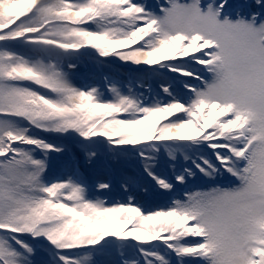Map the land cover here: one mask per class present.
I'll return each mask as SVG.
<instances>
[{
	"label": "snow or ice",
	"instance_id": "1",
	"mask_svg": "<svg viewBox=\"0 0 264 264\" xmlns=\"http://www.w3.org/2000/svg\"><path fill=\"white\" fill-rule=\"evenodd\" d=\"M86 56L198 83L179 81L186 98L164 83L151 103L140 80L78 87ZM39 133L88 160L138 156L181 194L145 212L89 196L78 169L49 180L67 149ZM38 250L44 264H264V0H0V264Z\"/></svg>",
	"mask_w": 264,
	"mask_h": 264
},
{
	"label": "bare ground",
	"instance_id": "2",
	"mask_svg": "<svg viewBox=\"0 0 264 264\" xmlns=\"http://www.w3.org/2000/svg\"><path fill=\"white\" fill-rule=\"evenodd\" d=\"M84 58L98 61L99 67L102 68L101 71H113V73L115 72V76L120 74L122 79L126 77L129 78V76L133 77L134 81H137L136 79H139L140 81L146 83V85L150 89L160 90V86L162 84L171 82L173 83V87L176 90V94L184 96V98H186V90L183 88V85L179 83V81L188 80L193 85L197 84V81L187 77H178L176 81H173L172 77L175 74L166 71H162L155 75H149L144 71L147 66L142 65L137 67L130 64H125L115 57L100 58L96 56H86ZM84 70L85 66L77 64V67L72 71L73 83L78 87L81 81L78 76L85 74L86 71ZM163 96L164 100H166L167 97L165 95ZM73 154L74 153H70V151H66L64 152V155H56V158H54L56 161L54 163L49 162L46 176H57L59 177V179H63L67 177L69 172L78 169L81 178L89 186H95L98 183L105 182L109 183L115 189L116 186L114 185H119L121 183L124 184L127 180V185L130 188L129 190L133 192V195L136 194L139 187H145L146 184L150 181V178L142 173L141 167L137 163L138 159H133L132 162H129L128 158L116 159L110 154V163L104 165V162H101L99 164H92L89 160L84 161L79 156H72ZM157 171L163 176L172 174V168L170 167V165H163L161 162ZM146 207L152 210L155 208L153 205H147ZM35 259L37 264H44V261L39 263L40 261H38V257H35ZM43 259L45 258L43 257Z\"/></svg>",
	"mask_w": 264,
	"mask_h": 264
},
{
	"label": "rangeland",
	"instance_id": "3",
	"mask_svg": "<svg viewBox=\"0 0 264 264\" xmlns=\"http://www.w3.org/2000/svg\"><path fill=\"white\" fill-rule=\"evenodd\" d=\"M142 2L146 3L149 8H155V5L158 2H163V0H142ZM230 3L233 5L243 6L245 4H250L251 0L250 1H248V0H231ZM77 64H80L81 66H85L84 71H86L85 74L78 76V78L81 79V81L79 83V87H84L86 85H95L97 87H100L101 89H104L106 87V79L114 80L119 85H122L125 88H127L128 86H132V85H134V83L137 82V81H134L133 77H130V76H129L128 82L120 81L116 78L115 72L113 73V71H108V70L101 71L102 68L99 67V62L96 60L93 61L91 59L83 57L82 60L77 61ZM197 67H199V66H197ZM136 80H139V79H136ZM196 83H198V82H196ZM144 84H145L146 89L149 88L146 85V83H144ZM149 95H152V96L158 95L161 99H164V96H163L164 93L158 89H150V91H147V90L145 91L144 99L146 102L151 103V101L148 99ZM104 98L108 99L109 97H108V95H105ZM39 135L44 136L50 142L65 146L67 151H70V153L71 152L74 153L72 156H79L84 161L88 160L86 158L85 153L83 151H81V149L77 146V144L75 143L74 140L69 139V138H64V137H56L55 135H48V134H44V133H39ZM99 139H103V138H99ZM143 146L144 145L141 144V145H138L136 147H143ZM122 147L129 149V151H131V149H132V146H122ZM56 155H64V153H62V154L51 153L50 154L51 158L49 160L50 163H54L56 161L54 159V158H56ZM123 158H128L129 162H132L133 159L134 160L139 159L138 156H132V155H126V156L122 157V159ZM109 160H110V153L102 151L97 155L96 158L89 160V161L92 164H99L101 162H104V165H105V164L110 163ZM160 162L163 165H169L164 157H161ZM177 170H179L178 166H177ZM166 177H169V176L167 175ZM58 178L59 177H57V176H54V177L47 176V179H49V180H56ZM86 185H87V183H86ZM97 185H95V186L87 185L89 196H91L93 198H102L105 201H107V203L109 205H111L113 203H121V202L127 203L129 198L131 197L132 200L134 201V203L141 206L145 212H150L153 210H158L160 208L167 207L170 204L171 199L173 197L179 195V194L175 193V192H177V190L171 194L163 192L162 190L158 189V187L155 185V183L151 180L146 184L145 187H139L137 189V192L135 195H133V192L129 190L130 188L128 187V185H127V190H125V183L124 184L121 183L119 185H114V186H116L115 189L113 186H111L110 189H106L103 191L99 190L97 188ZM178 188H179V186H178ZM132 190H134V189H132ZM147 205H153L155 208L153 210L148 209L146 207ZM36 257L39 258V260H38V261H40L39 263H41L42 261H45L47 259V256L43 253V251H40V250L37 251ZM43 257L45 259H43Z\"/></svg>",
	"mask_w": 264,
	"mask_h": 264
}]
</instances>
